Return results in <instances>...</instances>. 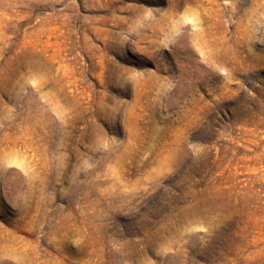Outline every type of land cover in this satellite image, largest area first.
Here are the masks:
<instances>
[{
	"label": "rangeland",
	"instance_id": "1",
	"mask_svg": "<svg viewBox=\"0 0 264 264\" xmlns=\"http://www.w3.org/2000/svg\"><path fill=\"white\" fill-rule=\"evenodd\" d=\"M0 264H264V0H0Z\"/></svg>",
	"mask_w": 264,
	"mask_h": 264
}]
</instances>
